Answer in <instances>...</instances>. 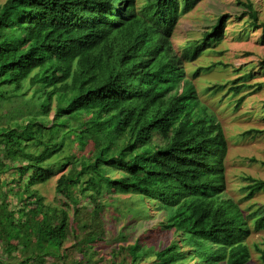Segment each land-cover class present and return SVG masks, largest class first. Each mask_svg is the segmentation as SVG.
Wrapping results in <instances>:
<instances>
[{"label": "trees", "instance_id": "1", "mask_svg": "<svg viewBox=\"0 0 264 264\" xmlns=\"http://www.w3.org/2000/svg\"><path fill=\"white\" fill-rule=\"evenodd\" d=\"M197 2L0 5V264H143L145 256L150 264H180L190 253L202 264H249L248 223L264 230V205L245 216L225 195L223 131L181 67L221 42L226 17L181 57L170 42L178 18ZM244 6L248 26L262 27L253 4ZM249 78L238 79L234 96ZM56 176L61 207L37 189ZM247 180L245 200L264 192V181ZM115 195L154 203L178 239L143 250L141 238L130 242L125 225L109 257L99 258L95 248L107 232L101 210ZM82 201L93 205L87 216ZM147 211L142 204L138 214ZM75 250L82 254L71 256ZM258 252L264 264V249Z\"/></svg>", "mask_w": 264, "mask_h": 264}, {"label": "rangeland", "instance_id": "2", "mask_svg": "<svg viewBox=\"0 0 264 264\" xmlns=\"http://www.w3.org/2000/svg\"><path fill=\"white\" fill-rule=\"evenodd\" d=\"M247 1L258 11V20L262 27L257 30L248 26L244 6ZM3 2L5 0H0V5ZM136 2L141 5L143 0ZM221 17H226L221 42L203 50L190 63L182 60L181 67L185 79L191 81L200 104L206 107L221 126L226 140V154L223 160L225 195L238 203L243 214L247 216L264 205V192L255 193L249 200L244 199L247 194L244 189L249 185L247 178L264 181V66L261 65V62H264V0H198L192 10L178 18L170 42L173 53L181 57L191 43H200L203 36ZM198 68L202 69L199 76L192 79V73ZM247 74L250 75L249 80L245 82L248 87L234 96L231 89L240 84L237 83L240 77ZM219 87L222 89L219 90ZM241 97L245 98L236 109V101ZM48 118L53 119V111ZM111 176L118 177L119 174L113 171ZM57 177L51 178V181L38 186L37 189L46 203L55 202L61 207L60 198L53 190ZM114 198L112 206L101 210L103 226L107 232L105 242L95 248L99 258L109 257L110 246L117 244L118 232L125 225L128 227L130 242L141 238L138 244L143 250L145 247L158 250L178 239L172 235L173 230L164 228V212L155 210L154 203L147 200L139 203L138 198L131 195H115ZM140 199L142 200V197ZM8 201L17 206L12 197H9ZM30 202L32 204L25 202L27 207H34L33 201ZM142 204L149 210L145 216L138 214ZM92 206L88 201H82L80 208L84 211L83 215L87 216ZM114 207L121 211L120 214L113 212ZM129 207L136 212H128ZM248 225L251 231L245 239V244L250 253L249 264H263L258 250L264 249V230L254 231L250 220ZM71 244L70 241L66 242L63 247L69 248ZM180 245L182 251L189 250V247ZM69 254L72 256L82 253L75 250ZM152 261L151 256H145L143 264H150ZM202 263L203 261L190 253L180 264Z\"/></svg>", "mask_w": 264, "mask_h": 264}]
</instances>
